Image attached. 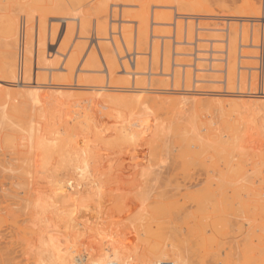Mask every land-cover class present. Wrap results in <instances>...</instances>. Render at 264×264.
<instances>
[{"label": "rangeland", "instance_id": "rangeland-1", "mask_svg": "<svg viewBox=\"0 0 264 264\" xmlns=\"http://www.w3.org/2000/svg\"><path fill=\"white\" fill-rule=\"evenodd\" d=\"M19 1L0 0V264H264V0ZM191 114L212 120L193 163Z\"/></svg>", "mask_w": 264, "mask_h": 264}, {"label": "bare ground", "instance_id": "bare-ground-1", "mask_svg": "<svg viewBox=\"0 0 264 264\" xmlns=\"http://www.w3.org/2000/svg\"><path fill=\"white\" fill-rule=\"evenodd\" d=\"M18 1H19V0H18ZM20 1L22 2V0H20ZM20 1H19V2H20ZM23 1L26 2V0H23ZM39 1H40V2H39ZM45 1H46V0H45ZM45 1H44V2H45ZM19 2H18V3H19ZM21 2H20V3H21ZM25 2H24V3L22 2V4L19 3V5H21V7H23V6L26 5L29 9H30V8L32 7V5H33L34 7H32V8H33V10H35V11H32V8H31V10H29L27 7H25V8H27L28 12L30 11L29 14H30V13L33 14L34 12H36V13H37V16H39L38 13H39V14L41 13V12H40L41 4H42L41 2H43V0H38V3H40L38 7H36L38 4H36L35 2H30V4H29L28 2H27L28 4L25 3ZM47 2H50V3H48V4H53V5L56 4V5H57L60 1H59V0H47ZM32 3H33V4H32ZM34 4H35L36 6H35ZM43 4H46V3H43ZM28 5H29L30 7H29ZM15 7H16V6H15ZM25 8L23 7V9H25ZM34 8H35V9H34ZM36 9H37V10H36ZM17 10H18V8H17ZM38 10H39V12H38ZM13 11H15V10H13ZM18 11H19V10H18ZM28 12L26 11L27 14H28ZM13 14H14V13H13ZM15 14H16V13H15ZM33 15H34V14H33ZM33 15H32V17H33ZM40 17H41V14H40ZM40 17L38 18L39 21H40V19H41ZM28 18H29V17H28ZM40 27H41V26L39 25V28H40ZM40 29H41V28H40ZM38 32H40V30H39ZM193 52H194V51H193ZM195 52H196V50H195ZM198 52H199V51H198ZM198 52H197V53H198ZM200 52H201V51H200ZM200 52H199V53H200ZM202 53H203V52H202ZM191 54H192V53H191ZM194 54H195V53H194ZM196 55H197V54H196ZM200 55H202V58L204 57L203 54H200ZM196 57H197V56H196ZM191 58H192V57H191ZM200 58H201V57H200ZM192 59H193V58H192ZM201 60H202V59H201ZM201 60H199V61H201ZM188 62H189V61H188ZM196 62H197V61H196ZM199 63L201 64V62H199ZM188 65H189V64H187V67H189ZM192 65H193V64H192ZM197 66H198V65H197ZM201 66H202V67H201ZM201 66L199 65V67H201V69H203V67H204L203 64H201ZM187 67H186V68H187ZM191 67H192V66H191ZM195 68H198V67H194V69H195ZM189 69H190V68H189ZM201 69H199V70H201ZM186 70H187V69H186ZM192 70H193V68H192ZM195 70H196V69H195ZM195 70H194V72H195ZM199 70H198V71H199ZM201 71H202V70H201ZM203 71H204V70H203ZM203 71H202V72H203ZM187 72H188V74H187V78H188V76L190 75V74H189V70H187ZM202 72H201L200 74H199V72H197V74H196V72H195V73H193V75L195 74L196 76L198 75L197 77H199V76L202 74ZM190 73H192V72H190ZM203 73H204V74H202V77H203V75H205V71H204ZM195 75H194V77H196ZM202 77H201V78H202ZM205 77H206V76H204V78H205ZM189 78H190V79H188V81L191 80V78H193V77L190 75ZM199 78H200V77H199ZM199 78H198V79H199ZM201 78H200V79H201ZM204 78H203V79H204ZM203 79H202V80H203ZM194 80H195V79H194ZM194 80L192 79V83H191V85L193 84V81H194ZM200 81H201V80H200ZM194 82H195V81H194ZM202 83H203L202 86L205 87L206 85H204V82H203V81H202ZM188 84H189V83H188ZM194 84H195V83H194ZM199 87H200V83H199V85H198V88H199ZM198 88H197V89H198ZM207 88H209V87H207ZM207 88L205 87V89H207ZM205 89H204V90H205ZM192 90H193V89H192ZM204 92H205V91H204ZM197 93H198V91H197ZM199 93H200V92H199ZM202 93H203V92H202ZM205 93H206V92H205ZM207 93H209V92H207ZM209 94H210V93H209ZM194 95H196V92H195ZM207 95H208V94H207ZM189 96L191 97V95H189ZM196 96H197V95H196ZM199 96H200V95H199ZM204 96H205V95H203V97H204ZM197 97H198V96H197ZM200 97H202V96H200ZM206 97H207V96H206ZM208 97H209V96H208ZM191 98H192V97H191ZM35 99H36V98H35ZM195 99L197 100V98H195V96H194V100H195ZM194 100H193V98H192V101L194 102L193 105L197 104L196 102H198V101H200V100H202V99L199 100V97H198V101L195 100V101H196V102H195ZM205 100H206V99H203V101H205ZM188 102H189V101H188ZM193 102H192V103H193ZM192 103H191V105H192ZM205 103H206V102H204V105H205ZM198 104H199V103H198ZM202 104H203V103H202ZM202 104H201V106H203ZM248 104H250V103L248 102ZM199 105H200V104H199ZM250 105H251V104H250ZM196 106H198V105H196ZM189 107H191V106H189ZM194 107H195V106H193V110H194ZM205 107H206V106H205ZM247 107H248V105H247ZM247 107H246V108H247ZM195 108H197V109L199 108V110L196 112L197 114H198L199 111H201V109H203V108H201V107H199V106H198V107H195ZM248 108H249V107H248ZM248 108H247V109H248ZM187 109H188V111H189L190 113L193 111L192 108H191L192 111H190L189 108H187ZM206 109L209 110L208 107H206ZM206 109H205V110H206ZM249 109H250V108H249ZM249 109H248V110H249ZM207 110H206V111H207ZM239 110L241 111V109H239ZM245 110H246V109H245ZM248 110H247V111H248ZM252 110H253V108H252ZM188 111H187V113H189ZM195 111H196V109H195ZM240 111H239V112H240ZM243 111H244V110H243ZM243 111H241V113H239V114H242ZM247 111H246V112H247ZM211 112H212V111L209 110V115H210V117L213 119L214 116H211ZM246 112H245V113H246ZM249 112H251V109L249 110ZM193 113H194V115H196L194 111H193ZM212 113H213V112H212ZM252 113H253V112H252ZM252 113H251V114H252ZM206 114H208V112H207ZM237 114H238V113H237ZM191 115H192V114H191ZM199 115H201V113H200ZM243 115H244V114H243ZM246 115H247V116H246ZM246 115H244V116H245V118L247 119V117H248L249 114L246 113ZM203 116H204V115H203ZM252 116H254V115H252ZM191 117H193V118H197V120H196V119L191 120V119H192ZM239 117H241V116H239ZM249 117L251 118L250 115H249ZM198 118H199L198 116L194 117V116L192 115V116L189 117V115H188V118H187V119H188V120H187L188 122L186 121V122H187L186 124H187L188 126H185V129L188 130V133H189V134H193V135H195V137H194V136L192 137V135L190 136L189 134H188V135H189L190 137H188V135L186 136V137H187V140H188L187 142L189 143V144H188V143H186V144L189 146V149H191V151H189L188 153H192L194 147H195L194 150H196V149L198 150V149H199V153H201L200 150L203 149L204 145H205V146H208L207 143H209V142H210V139H211V137L208 139V135L210 134V132H209V134H208V132L204 133V131H208V130H210V129H209V125H210V124L208 125L207 122H208V123H212V122H211V121H212L211 118L207 119L208 117H207V118L205 117V118H206V120H205L206 122H205L204 120H203V122L206 123V124H204V123L201 124V121H200V120L205 119V118L200 119V118H201V117H200V118H199V122H198ZM225 118H227V117H225ZM242 118H244V117L242 116ZM242 118H241V119H242ZM252 118H253V117H252ZM248 119H249V118H248ZM253 119H254V118H253ZM194 120H196L197 122L194 121ZM239 120H240V119H239ZM243 120H244V119H243ZM193 121H194L196 124L199 123V124H200L199 126L203 125V126H201V127H203V128H204L206 125H208V128H205V130H203L201 127H198V124L196 125ZM209 121H210V122H209ZM225 121H228V119H226ZM236 121H237V118H236ZM236 121L233 122V123H236ZM241 121H242V120H241ZM247 121H250V120H247ZM247 121H245V122H247ZM252 121H253V120H252ZM263 121H264V120H263ZM192 122H193L194 125L192 124ZM190 123H191V124H190ZM238 123H241V122H237L236 124H238ZM242 123L244 124L243 121H242ZM252 123H257V122H254V121H253ZM226 124H227V123L225 122V125H226ZM192 125H193V126H192ZM195 125L197 126V128H196L197 132H201V134H206L205 136L207 137V139H206V138L203 139V137H205L204 135H202V137H200V136H201L200 133L195 134V133H190V132H189L190 129H189V128L187 129V127L190 126V127L192 128L191 131H193V130L195 131V129H194V128L196 127ZM244 125H246V124H244ZM255 125H256V124H255ZM233 126H234V125H233ZM246 126H247V125H246ZM249 126H250V125H249ZM256 126H257V125H256ZM225 127H226V126H225ZM242 127H243V126H242ZM253 127H255V126H253ZM253 127H252V128H253ZM198 128H199V129H198ZM245 128H247V127L244 126V129H245ZM257 128H258V127H257ZM207 129H208V130H207ZM263 129H264V128H263ZM186 130H185V131H186ZM256 130H259V129H256ZM252 131H253V130H252ZM195 132H196V131H195ZM263 132H264V131H263ZM256 133H257V132H256ZM41 134H42V132H41ZM186 134H187V133H186ZM186 134H185V135H186ZM199 134H200V136H196V135H199ZM219 134H220V133H219ZM223 135H224V134H223ZM186 137H185V138H186ZM228 137H229V138H232L231 136H228ZM48 138H49V137H48ZM195 138H197V139H199V140L201 139V140H200L201 142H199V144H198V141H199V140L197 141V139H195ZM222 138H224V136H223ZM222 138H221V139H217L218 142H220L219 140H222ZM245 138L247 139V136H246ZM43 139H44V137H43ZM43 139H42V140H43ZM202 139H203V140H202ZM205 140H207V141H205ZM40 141H41V140H40ZM185 141H186V139H185ZM196 141H197V142H196ZM203 141H205V142H204L205 144L203 143ZM43 142H44V141H43ZM45 143H46V142H45ZM45 143H44V145H45ZM48 143H49V142H48ZM202 143H203L204 145H203ZM40 144L42 145V143H40ZM46 144H47V143H46ZM50 144H51V143H50ZM200 144H201V145H200ZM38 145H39V142H38ZM44 145H43V147H44ZM48 145H49V144H48ZM197 145H199V146L201 147V149H200V147L198 148ZM39 146H40V145H39ZM54 146H55V145H54ZM224 146H225V145H224ZM41 147H42V146H41ZM45 147H46V145H45ZM45 147H44V148H45ZM51 147H52V146H51ZM226 147H228V146H226ZM226 147H225V148H226ZM186 148H188V147H186ZM45 149H46V148H45ZM205 149H207V148L204 147V149H203L204 152L202 151V153H201L202 155L205 154V153L207 154V152H206ZM187 150H188V149H187ZM197 150L195 151V154H194V152L192 153L193 157H190V158H191V162L193 161L192 159L195 158L194 156H195V155L197 156ZM206 154H205V155H206ZM208 154H209V152H208ZM199 155H200V154H198V157H199ZM202 155H200V157L202 158L201 161L203 160V161L205 162L206 159H204V158H206V157H202ZM205 155H204V156H205ZM211 155H212V154H210V156H211ZM189 156H191V155H189ZM227 156H229V155L222 156V158H221V161H222V160H223V161L225 160V164L223 165L224 168H222V167L220 168V169H221V173L219 172L220 174H222V173H223L224 171H226V170L228 171V169H229L230 167H231V170L229 169V170H230L229 172H231V171H233V170H236L235 164H232L233 162L231 163L232 165H231L230 167L228 166L230 163H229V162H226V161H228V158H229V157H227ZM212 157H213V156H211L210 158H212ZM226 157H227V160L224 159V158H226ZM190 158H189V159H190ZM207 159H208V158H207ZM195 160H197V159H195ZM198 160H199V158H198ZM218 160H219V159H218ZM229 160H230V159H229ZM187 161H188V160H187ZM199 161H200V160H199ZM199 161H198V162H199ZM207 161H208V160H207ZM209 161H210V160H209ZM209 161H208V162H209ZM223 161H222V162H223ZM230 161H231V160H230ZM189 162H190V160H189ZM193 162H196V161H193ZM193 162H192V163H193ZM192 163H191V165H194V164H192ZM203 164H204V163L202 162V165H203ZM205 164H206V163H205ZM208 164H210V163H208ZM188 165H189V164H188ZM196 165H197V164H196ZM198 165H199V164H198ZM233 165H234V166H233ZM199 166H200V165H199ZM218 166H219V165H218ZM228 167H229V168H228ZM232 167H233V169H232ZM247 167H248V166H246L244 169L247 170V169H248ZM40 168H41V167H40ZM193 168H194V167H193ZM199 168H200V167H199ZM199 168H198V169H199ZM204 168H205V167H204ZM204 168H202V169H204ZM225 168H226V169H225ZM194 169H195V168H194ZM216 169L218 170V167H217V166H216ZM220 169H219V170H220ZM219 170H218V171H219ZM193 171H194V170H193ZM197 171H198V170H197ZM200 171H201V170H200ZM200 171H199L198 173H200ZM204 171H205V170H204ZM209 171H210V170H209ZM218 171H217V172H218ZM222 171H223V172H222ZM227 171L224 172L223 175H224L225 173H228ZM189 172H190V171H189ZM189 172H188V173H189ZM202 172H203V171H202ZM190 174H191V172H190ZM196 174H197V173H196ZM188 175H189V174H188ZM192 175H193V174H192ZM199 176H200V175H199ZM201 176H202V174H201ZM221 176H222V175H221ZM38 177H39V176H38ZM38 177H37V178H38ZM188 177H189V176H188ZM195 177H196V176H194V179H195ZM39 179H41V178H39ZM45 179H46V178H45ZM192 179H193V178H192ZM220 179H221V178H220ZM48 180H49V179H48ZM189 180H191V178H189ZM226 180H227V179H226ZM186 181H188V180H186ZM194 181H195V180H194ZM198 181H199V180H197V181H195V182H198ZM79 182H80V181H78V183H79ZM188 182H189V181H188ZM53 183H54V182H53ZM191 183H192V180H191ZM51 184H52V183H51ZM63 185H64V184H63ZM70 185L72 186L73 184H70ZM78 185H79V184H78ZM186 185H188V184H186ZM247 185H248V184H247ZM71 186H70V187H71ZM63 187H64V186H63ZM68 187H69V186H68ZM72 187L74 188V186H72ZM72 187H71V188H72ZM239 187H240V186H239ZM246 187H247V186H246ZM61 188H62V187H61ZM65 188H66V187H65ZM73 188H72V189H73ZM190 188H191V187H190ZM242 189H243V188H242ZM246 189H248V187H247ZM66 190H67V189H66ZM66 190H65V191H66ZM68 190H69V189H68ZM192 190H193V188H192ZM63 191H64V190H63ZM69 191H71V189H70ZM77 191H78V190H77ZM246 191H247V190H246ZM248 191H249V189H248ZM71 192H72V191H71ZM79 192H80V191H79ZM60 193H61V192H60ZM64 193H65V192H64ZM74 193H75V192H74ZM77 193H78V192H77ZM55 194H56V193H55ZM38 195H39V194H38ZM57 195H58V193H57ZM66 195H67V194H66ZM68 195H69V194H68ZM70 195H71V194H70ZM68 197H69V196H68ZM72 197H73V196H72ZM69 198H70V197H69ZM198 203H199L198 205H200V201H199ZM222 206H223V205H222ZM198 207H199V206H198ZM233 211H234V210H233ZM224 214H225V213H224ZM224 218H225V217H224ZM171 250H172L173 254L175 255L174 259H172V261H174L175 264H192L191 261H190L189 259H187L185 256H181V253H180L178 250H176L175 248H173V249H171ZM167 258H168V253L164 251V252H161V253L157 254V256H155V259H154L152 262H145V263H146V264H154V263H155L156 261H158L159 259H167ZM109 264H115V263L110 262Z\"/></svg>", "mask_w": 264, "mask_h": 264}, {"label": "built area", "instance_id": "built-area-1", "mask_svg": "<svg viewBox=\"0 0 264 264\" xmlns=\"http://www.w3.org/2000/svg\"><path fill=\"white\" fill-rule=\"evenodd\" d=\"M158 264H175V262L171 260H165V261L159 262Z\"/></svg>", "mask_w": 264, "mask_h": 264}]
</instances>
